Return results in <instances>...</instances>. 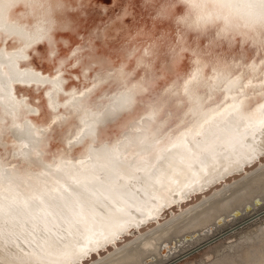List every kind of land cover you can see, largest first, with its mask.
<instances>
[{"label": "snow or ice", "instance_id": "snow-or-ice-1", "mask_svg": "<svg viewBox=\"0 0 264 264\" xmlns=\"http://www.w3.org/2000/svg\"><path fill=\"white\" fill-rule=\"evenodd\" d=\"M232 172L264 194V0H0V264H131Z\"/></svg>", "mask_w": 264, "mask_h": 264}, {"label": "water", "instance_id": "water-1", "mask_svg": "<svg viewBox=\"0 0 264 264\" xmlns=\"http://www.w3.org/2000/svg\"><path fill=\"white\" fill-rule=\"evenodd\" d=\"M242 178L244 177H241L238 172H232L231 174H223L222 176H219V183H213L210 186L205 185L203 191H201L200 186L197 185L195 190L186 193L188 196L187 199L178 203H174L170 207L165 208L161 213L162 219L155 223L154 227L147 231L133 235L125 242L123 246L139 238L140 236L151 232L155 228L171 220L173 217L179 215L181 212L188 210L194 205H197L206 198L213 196L216 192ZM262 195L264 194L256 195L242 207H237L229 213L219 215L215 218L214 222L210 223L204 228H199L158 241L156 244V251L150 253L145 259L153 260L156 262V264H172L205 247L206 245L222 237L231 229L239 227L253 216L263 212L264 204L253 203V200H260ZM165 244L169 246L166 254L162 253L161 251L162 246Z\"/></svg>", "mask_w": 264, "mask_h": 264}, {"label": "bare ground", "instance_id": "bare-ground-1", "mask_svg": "<svg viewBox=\"0 0 264 264\" xmlns=\"http://www.w3.org/2000/svg\"><path fill=\"white\" fill-rule=\"evenodd\" d=\"M256 171H258V169L249 175L254 174ZM260 194L262 193L258 190L252 191L249 189L247 178L244 177L226 186L224 189L216 192L213 196L206 198L197 205L181 212L179 215L173 217L151 232L129 242L121 249L116 250L117 255L120 253H127L125 258L130 261L131 264H141L150 253L156 251V244L158 241L199 228H204L214 222L215 218L219 215L229 213L237 207H242L254 196Z\"/></svg>", "mask_w": 264, "mask_h": 264}, {"label": "rangeland", "instance_id": "rangeland-1", "mask_svg": "<svg viewBox=\"0 0 264 264\" xmlns=\"http://www.w3.org/2000/svg\"><path fill=\"white\" fill-rule=\"evenodd\" d=\"M263 262L264 211L172 264H263Z\"/></svg>", "mask_w": 264, "mask_h": 264}]
</instances>
